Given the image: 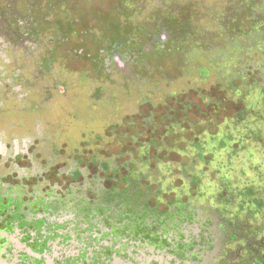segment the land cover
Returning <instances> with one entry per match:
<instances>
[{"label":"rangeland","instance_id":"rangeland-1","mask_svg":"<svg viewBox=\"0 0 264 264\" xmlns=\"http://www.w3.org/2000/svg\"><path fill=\"white\" fill-rule=\"evenodd\" d=\"M0 101L1 141L36 121L53 162L113 149L260 194L264 0H0Z\"/></svg>","mask_w":264,"mask_h":264},{"label":"flooded vegetation","instance_id":"flooded-vegetation-1","mask_svg":"<svg viewBox=\"0 0 264 264\" xmlns=\"http://www.w3.org/2000/svg\"><path fill=\"white\" fill-rule=\"evenodd\" d=\"M38 128L9 129L8 145L0 133V264H264V191L207 183L196 165L162 172L158 156L148 178L113 149L53 162Z\"/></svg>","mask_w":264,"mask_h":264},{"label":"trees","instance_id":"trees-1","mask_svg":"<svg viewBox=\"0 0 264 264\" xmlns=\"http://www.w3.org/2000/svg\"><path fill=\"white\" fill-rule=\"evenodd\" d=\"M263 204V203H262Z\"/></svg>","mask_w":264,"mask_h":264}]
</instances>
